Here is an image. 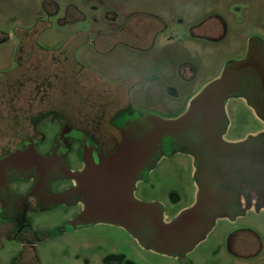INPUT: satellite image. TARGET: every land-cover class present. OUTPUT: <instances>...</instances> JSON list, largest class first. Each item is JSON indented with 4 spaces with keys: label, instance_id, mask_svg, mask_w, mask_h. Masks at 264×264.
<instances>
[{
    "label": "rangeland",
    "instance_id": "1",
    "mask_svg": "<svg viewBox=\"0 0 264 264\" xmlns=\"http://www.w3.org/2000/svg\"><path fill=\"white\" fill-rule=\"evenodd\" d=\"M151 20L160 32L146 45L109 38L147 31ZM252 37L264 44V0H0V154L27 138L40 140L44 154L67 124L71 137L83 133L108 155L120 138L119 117H178ZM232 103L240 109L228 112L225 138L264 129L242 101ZM78 146L71 144L70 167ZM193 165L183 152L159 159L134 197L160 204L171 221L193 200ZM253 208L218 218L190 252L170 257L118 226L72 230L66 224L80 207L57 204L27 215L37 239L25 263L26 240L0 221V264H264V205Z\"/></svg>",
    "mask_w": 264,
    "mask_h": 264
},
{
    "label": "water",
    "instance_id": "2",
    "mask_svg": "<svg viewBox=\"0 0 264 264\" xmlns=\"http://www.w3.org/2000/svg\"><path fill=\"white\" fill-rule=\"evenodd\" d=\"M250 42L246 57L226 65L218 78L189 101L182 115L176 119L144 115L139 123H135L137 133L123 131L122 141L113 154L98 156L97 160L91 155L83 156L86 166L82 171L63 170L62 175L77 183L73 193L82 195L84 205L83 210L68 222L69 228L96 223L118 226L145 249L181 257L207 236L218 218L234 219L240 214L237 187L242 176H234L237 165L232 164V157L249 147L252 141H256V145L264 143V137L251 138L242 144H227L220 137L226 126L225 102L228 97L242 92L241 80L253 74L259 80L258 88L264 89V50L255 41ZM246 98L251 103L250 96ZM251 105L256 106L255 103ZM165 139L189 152L200 149L212 155L206 164L197 165L201 172L195 177L198 187L195 202L169 223L162 221L160 204L145 203L133 195L136 181L153 165L154 149ZM34 142L29 139L28 152H15L9 160L19 163L22 159V163L27 164L24 168L28 174L45 178L47 172L52 171L55 158L39 154ZM259 161L264 163V156ZM3 164H0V175ZM238 166L242 169L244 162L240 160Z\"/></svg>",
    "mask_w": 264,
    "mask_h": 264
},
{
    "label": "flooded vegetation",
    "instance_id": "3",
    "mask_svg": "<svg viewBox=\"0 0 264 264\" xmlns=\"http://www.w3.org/2000/svg\"><path fill=\"white\" fill-rule=\"evenodd\" d=\"M126 22L127 21H125V23ZM152 23V20L149 21L148 26L151 28H148L147 31H150V33H147V31L145 30L140 33L132 32L131 34L126 36H121L120 34H117V36L110 35L111 37L109 36V38H114L115 40L116 38H118V40H127L128 43L132 44V46L137 45V42L138 44L141 43V45L139 46H142L143 44L146 45L147 41L149 42V37H152L154 34H157L156 32H160V30L155 27V24L152 25ZM251 40L255 41L264 50V44L262 40L258 37H252L247 40V44L243 54L234 61L242 60L246 57ZM258 81L259 80L256 76H254L253 74H248L245 78L241 80L242 92H238L237 94L227 98L224 106L226 126L224 127L223 133L220 137L221 141L227 144H242L245 141L250 140L251 138L261 139L264 137L262 136L264 135V129H258L255 132H248L245 136L237 139L225 138L229 129L228 112H232L234 110L238 111L240 109V106L238 105H236L237 108H233L232 102L235 100L242 101V103H244L248 107V109L251 110L255 118L264 125V89L258 88ZM247 96H250L251 103H255L256 106H254L256 108L251 105L249 100L246 98ZM41 113H38V115H41ZM182 114L183 112L181 113V115ZM142 116L144 115L133 112L131 114H125L119 117L116 122H113L115 129H117L119 132L120 138L114 150L108 155H104L102 153V148L98 143L88 138H84L83 133L81 136L71 137L75 129H72L67 124H63L62 127H60L59 132L54 138L50 149H48V151L44 154H41L37 147V142L40 140L37 141V139L34 138H27L23 142L19 143L11 151L0 154V164L6 162L5 164H3V170L0 175V221L1 223H3V225H7L8 223L13 224V238L17 239V237H19L20 240H26V243L29 242L31 244H33V239H37L36 233L32 230L30 224L28 223L29 219L27 216L34 210L39 211L57 204H64L66 206L80 207L81 212L84 208V205L81 202L82 195H80V193H73V189L77 187V183L73 179L62 175L63 170L68 169L71 172L82 171L86 166V161L83 156L88 157V155H91L94 160H97L98 156L106 157L113 154L116 148L119 146L120 142L122 141V133L124 130L133 131L134 133H137V131H134L135 123H139V119ZM176 118L177 116L170 119ZM110 138L111 137L109 136L108 139ZM29 139H34L35 150L39 154L46 157L51 156L55 158V164L52 167V171L49 170L45 178L33 173L28 174L27 170L24 168L27 164H23L25 162L22 163V161L24 160L21 159L19 163L9 160L11 158V154L15 152L23 153L27 150V148L30 146L29 143H27ZM74 142L78 143L79 145L78 163L76 167H70L68 155L69 153H72L73 148L71 147V144H73ZM255 142L256 141H252L249 147L245 148L244 150L238 151L232 157V164L237 165L234 176L237 178L239 176H242L241 183H239L237 187L238 191L240 192L238 201V209L240 214L237 215L234 219L244 215L247 210L251 209L250 198L252 195V190H255V193L258 195V198L256 199V204L254 205L253 209H255L256 211H260V208L263 205L262 196L264 195V182H262L261 180L264 178V163L260 164L259 160L260 157L264 156V143H261L262 145H256ZM175 152H183L191 157L194 164L193 167L195 169V171L193 172L194 180L196 179V174L201 172L197 169V165L203 166L209 160H211L210 157L212 156L210 154L211 152H206L200 149H196L193 154L192 152L187 151L185 147H177L174 141H171L170 139H165L161 142V144L157 145L156 149H154L152 155L153 165L150 169L154 167V165L159 159L170 156ZM240 160L244 162V166L242 169H239L238 166ZM150 169L143 171L142 176L139 179L146 176ZM64 180H68L69 183H67L65 186H61L60 182ZM233 186L235 187V185ZM241 198H243L244 201L242 202L243 205L240 203ZM80 228L85 227H79L77 229Z\"/></svg>",
    "mask_w": 264,
    "mask_h": 264
},
{
    "label": "crops",
    "instance_id": "4",
    "mask_svg": "<svg viewBox=\"0 0 264 264\" xmlns=\"http://www.w3.org/2000/svg\"><path fill=\"white\" fill-rule=\"evenodd\" d=\"M193 97V96H192ZM190 99H192V98H190ZM195 171V169H194V167H193V172ZM195 181V180H194ZM262 182H264V178L261 180ZM264 190V189H263ZM197 185H196V182H195V184H194V192H193V200H192V202L190 203V205H188V206H186V207H190L194 202H195V199H196V194H197ZM254 192H255V190H252V195L254 194ZM263 194H264V192H263ZM252 195H251V197H252ZM264 196V195H263ZM263 196H262V201H263V205H264V199H263ZM258 198V195L256 194V199ZM250 200H251V198H250ZM240 203L243 205V203H242V201H241V199H240ZM256 204V201H255V203L253 204V202H252V200H251V209L253 208L252 206H254ZM162 209H163V207H162ZM186 209V208H185ZM179 211H181V210H179ZM179 211L175 214V216H174V218L178 215V213H179ZM223 218H227V217H223ZM170 221V218L166 215V214H164L163 213V222H169Z\"/></svg>",
    "mask_w": 264,
    "mask_h": 264
},
{
    "label": "trees",
    "instance_id": "5",
    "mask_svg": "<svg viewBox=\"0 0 264 264\" xmlns=\"http://www.w3.org/2000/svg\"><path fill=\"white\" fill-rule=\"evenodd\" d=\"M38 114V113H37ZM40 115H36V117H39ZM17 239H20L19 237H17ZM26 246H25V249L27 250L26 252L27 253H25L22 257H24L26 260L23 262V263H25V262H27L28 261V258H31V256L30 257H28V253L30 252V250H28L27 248H31L32 249V247H33V244H31V243H29V242H27L26 244H25ZM27 247V248H26ZM19 261V260H18ZM18 261H17V263H18ZM13 264H16V262H14ZM19 264V263H18Z\"/></svg>",
    "mask_w": 264,
    "mask_h": 264
}]
</instances>
